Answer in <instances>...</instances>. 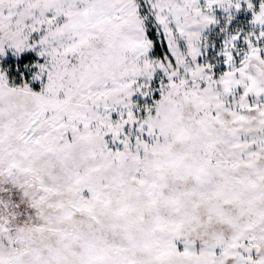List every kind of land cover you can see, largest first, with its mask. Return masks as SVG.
<instances>
[{
  "label": "snow or ice",
  "instance_id": "6c2138e0",
  "mask_svg": "<svg viewBox=\"0 0 264 264\" xmlns=\"http://www.w3.org/2000/svg\"><path fill=\"white\" fill-rule=\"evenodd\" d=\"M0 264H264V0H0Z\"/></svg>",
  "mask_w": 264,
  "mask_h": 264
}]
</instances>
